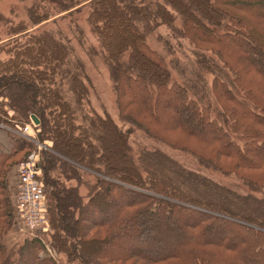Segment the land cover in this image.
I'll return each mask as SVG.
<instances>
[{
  "label": "trees",
  "instance_id": "16d2710c",
  "mask_svg": "<svg viewBox=\"0 0 264 264\" xmlns=\"http://www.w3.org/2000/svg\"><path fill=\"white\" fill-rule=\"evenodd\" d=\"M53 3L58 5L57 11L49 7L38 8L36 4L29 7L30 23L11 25L7 41L0 44V54L5 55L0 59V98L8 100L7 103L2 101L0 108L3 110V106L8 105L23 122H30L31 116L36 115L42 129L40 138L53 139L57 152L75 162H82L80 156L86 157L83 171H89L91 173L87 174L93 176L92 182L82 181L87 189V194L83 195L79 185L69 186L52 175L57 159L63 158H57L56 153L42 152V180L52 186L61 185L58 191H52L51 197L48 196L47 217L51 223L48 236L52 240L49 244L59 251L64 250L69 264H95L86 249L101 241L103 249L110 250L105 255L112 261L108 264L130 260L138 263L141 259L144 263L139 264L171 261L222 264L215 253L207 254L217 246L236 256L233 264L246 262L248 256L244 251L255 247L252 256L264 258V231L252 228L257 224L264 228V219L259 220L256 215L244 216L242 220L247 223L239 224L240 230L249 232V236L239 243H235L230 234L221 238L210 236L209 233L219 227L236 223L226 218L237 216L233 213L239 211L238 207L234 208L236 204L230 206L219 203L218 198L206 199L202 195L209 190L220 196L222 188L159 151H144L143 154L142 150L136 155L128 142L129 134L109 114L101 116L92 108L84 61L76 55L71 39L58 27L59 17L84 5L89 6L87 22L105 53L123 120L141 125L135 114L128 113L131 106L143 113L141 119L145 126L155 121L158 138L168 141L167 137L175 132L198 138L218 147L221 157L252 169L264 164V157L259 156L264 153V86L260 83L264 80V0H56ZM178 19L182 21L181 29L175 25ZM49 22L56 26L31 30ZM162 24L183 37L192 35L197 49L206 48L219 57L196 52L195 62L203 71L195 70L192 77L180 74V79L176 78L173 69L181 68L173 66L174 62L166 60L148 40V32ZM235 61L238 64H232ZM246 67L251 69L250 74L253 71L259 78L248 77V83H245L240 74H236L233 81L226 80L228 73L224 71H228L227 68L237 72ZM182 70L186 71V68ZM204 71L222 85L230 103L236 105L249 121L257 122L258 134L254 137L242 134L232 141L228 133L230 110L218 108L209 99L203 81L198 83ZM241 139H246V143L241 145ZM21 141V148L26 151L17 166L32 149L31 142L24 138ZM222 142L235 147V151L226 149ZM250 142L253 144L249 149ZM180 149L194 154L186 142ZM198 154L196 156L204 165L212 166L216 161L211 155ZM119 156L125 157V161L118 162ZM7 158L5 152H0V209L4 203L10 206L8 185H5ZM97 162L102 163L99 169L94 165ZM63 165L67 166L62 170L65 178L73 179L75 168L64 162ZM69 170L74 175L70 176ZM198 177L201 180L194 181ZM193 184L202 189L193 188ZM193 189L198 192L194 193ZM127 195L130 198L126 200L124 196ZM116 197L122 198L120 206ZM114 207L117 210L113 220L91 221L95 228H100L102 239L88 240L83 228L85 220L93 211L105 213ZM180 212H191L199 217L192 220L178 218ZM262 212L260 216L264 217V209ZM4 214L1 209L0 215ZM156 221H162L171 231L179 230L185 234L177 249L149 255L136 249L121 251L116 248V245L129 244L140 236L156 246L164 244V236L155 234L151 228ZM89 229L93 232V227ZM6 235L9 232L0 234V264H25L28 259L30 264H62L46 252L44 240L47 238L37 234L13 242ZM70 238L77 243L70 244ZM41 252L46 253L45 257H41Z\"/></svg>",
  "mask_w": 264,
  "mask_h": 264
},
{
  "label": "rangeland",
  "instance_id": "374dc122",
  "mask_svg": "<svg viewBox=\"0 0 264 264\" xmlns=\"http://www.w3.org/2000/svg\"><path fill=\"white\" fill-rule=\"evenodd\" d=\"M56 0H0V15L3 17V19L0 20V44L7 41V31L8 28L13 24H19L21 22L30 23L29 21V7L36 4L38 8L42 7H49L53 11H57L58 5L53 3ZM141 2L142 0H138ZM147 2H151L152 0H146ZM81 6V5H80ZM79 7V6H77ZM76 7V8H77ZM44 9V8H43ZM89 11V6L84 5L82 7H79L78 9L74 10L73 12L66 14L65 16H61L58 18V21L60 24H58V27H60L65 34L68 36V38L71 39L72 44L75 47V53L76 55L80 56L82 60L84 61L86 72L88 75V83H89V89H90V102L92 108L99 113L101 116H106L109 114L113 120L129 134L128 142L132 147V151L139 155L140 151L143 150V154L146 153L144 151H159L172 161L180 164L182 167L193 171L194 173L198 174L201 178H205L210 182V184L218 185L220 188H222V193L220 196H215L212 193H210L209 190H204V193L202 194L206 199L213 198L219 203L228 204L230 206L236 204L234 208H239L238 212H233L234 214H237V216H226L227 219L233 220L236 223H233V226H222L219 227V229H216L214 232L209 233L210 236L215 238H221L224 235L230 234L232 235V240L235 243H239L240 240L246 238L249 236V232H242L240 230L241 223H247L246 221L242 220L244 216L247 217H255L259 220H263L264 217L260 216L263 215L262 209H264V164H262L259 168H252L248 169L243 166H241L237 161H232L230 159L225 158V156L221 157L219 153V148L212 145L210 146L206 142H202V140L198 138H191L188 135L182 134V133H172L169 135L168 141H164L156 136L157 130L155 126V121H151L148 126H145L143 124V119H141V116L143 113H139L134 108L130 106L128 113L129 114H135L136 119L139 121V123L142 125H133L121 118V111L118 106V96L116 94V88L115 83L112 79L110 68L107 65L105 53L101 50L98 38L96 34L92 31L91 27L89 26L87 22V14ZM61 15V14H60ZM175 25L181 29L182 27V21L178 19L175 23ZM54 23L49 22L45 24H39L35 27H33L31 30H42V29H50L55 27ZM192 35L188 36H181L178 34L177 31L172 30L170 27H168L165 24L160 25L157 29L152 30L151 32H148V40L150 45L153 48H156L160 54H162L166 60L173 61V66L177 65V67L181 69H173L175 73V77L180 79L181 76H195V70L196 72H202V68L199 65L196 64L195 58L197 54L200 55L202 53H206L207 56H215L216 58L219 57L218 54L212 53L210 50H206V48L203 49H197L198 47L195 45L193 41H195ZM212 48L208 47L207 49ZM198 52V53H196ZM216 52V50H215ZM5 57L4 54H0V59ZM233 57V56H231ZM238 64L237 61L232 62V64ZM221 66L224 68L225 64H223L222 60L220 61ZM245 64V62H244ZM236 67V66H235ZM182 68H186V71L182 70ZM238 68V67H237ZM227 70L224 71V73H228L226 80L233 81L236 74H240L241 80H244L245 83L246 80L249 78H252L253 76H256L249 67L242 68V70H238L237 72L231 70L230 68H227ZM249 69V71H248ZM206 71V70H205ZM203 72V74L200 75L201 78L198 79V83L200 81H203V85L206 86V89L209 91V99L218 107L222 108L227 111V109L230 110L229 114V129L228 133L232 137V141H235V138H239L242 134H249L253 137L258 134V126L255 124L257 122L255 121H249L245 114L242 113L241 110L238 109L236 105L229 102V99L225 96L223 93L222 85L215 82L214 78L210 76L208 73ZM244 74L249 75L247 77L244 76ZM248 83V82H247ZM261 85L264 86V80H261ZM2 101L5 103L8 102V100L5 98H0V107L2 106ZM136 107V106H134ZM138 108V107H136ZM139 109V108H138ZM228 112V111H227ZM0 117L3 118V120H0V152H5L9 158L5 159L6 163V182L5 185H8L6 187V191L9 194V201L8 203L10 206H7V204L4 203L2 206V212L5 214L0 215V234L9 232V235H6V237L9 236L10 239L14 242H17L18 240L24 239L26 237H32L33 235H41L45 239L46 245V252L54 257L59 263L62 264H69L67 261V256L64 253V250L60 249V251L57 248L52 247V245L49 244L51 238L48 236L51 230V223L49 221L50 229L46 232H38V233H31L29 230L25 229L17 215V210L15 206V189L18 181V174H17V161L24 156L25 149L23 150L21 148V138L24 140H28L32 144L31 152L34 150H37L39 146L43 145V150L50 152L51 154H55L57 158H63L62 160L57 159L56 162V170L52 172V175L61 180L62 183H66L69 186L72 185H79L80 186V193L83 195L87 194V189L84 185H82V181L86 180L87 183L92 182L93 176L91 174H87L89 171H83V168H85L86 161L84 158L81 157L80 161L78 162L75 160H71L67 157H63L64 155L57 152V145L55 141L51 138H45L41 139L42 129L40 127V124L38 127H34L33 131H31L30 134L24 133V130L21 129L24 125L30 123V122H23L21 119L19 120L17 117L16 112L11 109L8 105L3 106V110L0 108ZM248 121H246V120ZM32 120V119H31ZM33 121V120H32ZM34 122V121H33ZM257 127H256V126ZM146 127H149L147 129ZM149 130V131H147ZM236 131V132H235ZM233 135V136H232ZM187 143L191 149H193V153H189L187 151H184L180 149V146L183 143ZM226 149L235 151V147L227 145L226 142H222ZM246 143V139H241V145ZM253 142H250L248 145V148L250 149ZM199 148V151H196L194 149ZM21 150V151H20ZM30 152V153H31ZM41 152V157H42ZM198 153H203L206 157H209L211 155L212 159H215L216 161H213L212 166L204 165L200 163L199 158L196 155H199ZM78 156V154H77ZM260 157H264V153L259 155ZM77 159V157L75 158ZM125 161V157L122 158L119 156L118 162ZM66 165H69L70 167H74L76 174L74 175V172L71 173L67 172L70 176L74 175L73 179H67L65 178V175L62 173V170L67 167L63 165V162ZM100 164L102 163H94L95 167L99 169ZM221 167V168H219ZM70 169V168H69ZM72 171H74L72 169ZM91 173V172H89ZM169 174H167L168 176ZM160 176V175H159ZM79 177V180H77ZM162 177V176H160ZM195 178L194 181H200L201 178ZM108 178V177H103ZM177 180L178 178L175 177ZM45 183V181H44ZM47 188V209H48V196H52V191L55 189L58 191V189L61 188V185L59 183L54 184L53 186L50 183H45ZM82 185V186H81ZM193 188L202 189L199 185H192ZM212 186V185H211ZM54 187V188H53ZM201 187V188H199ZM190 189V188H188ZM184 190V189H183ZM186 190V189H185ZM194 193L198 192L197 190L193 189ZM261 190V191H257ZM50 192V193H49ZM6 194V193H5ZM207 195V196H205ZM245 195V196H244ZM248 198L244 199L243 198ZM86 197V196H85ZM130 196H124V199H129ZM220 198V200H219ZM1 199V198H0ZM250 199V200H249ZM86 200V199H85ZM116 202L120 206L122 198L119 199L116 197ZM5 201V200H4ZM117 206V205H115ZM118 207V206H117ZM117 207H114V210L110 212H92L89 215V218L85 220L84 223V232L86 236L88 237V240H92L94 237H99L102 239L101 230L100 228H95L93 226L91 221L94 220H100L102 219H111L113 220V215L117 210ZM94 208V207H93ZM0 209V211H1ZM9 212L12 213L11 216L9 215ZM8 213V215H6ZM178 218L192 220L195 218H198L199 216L196 214H193L191 212L187 213H179ZM202 215V214H201ZM242 216V217H239ZM238 224V225H237ZM164 223L162 221H156L151 224L152 230L155 232V234H161L164 236V244L160 246H156V243H148L145 238L141 236L136 239L135 241L132 239L129 244H122L116 248L120 249L121 251H125L128 249H136L144 252L145 254H157L163 251H171L177 249V244H182L184 240L185 234L183 232H180L179 230H169L165 226H163ZM93 227V232H91L89 228ZM81 228V227H80ZM253 229H258L260 231H264L263 226H260L257 224V226L252 227ZM100 230V231H99ZM103 230V229H102ZM230 231V232H229ZM150 234V233H149ZM30 235V236H29ZM47 235V236H46ZM151 237V234H150ZM186 240V239H185ZM52 242V240H51ZM70 244L77 242L74 240V238H70L69 241ZM99 243V242H98ZM93 243L89 247H87L86 252L91 255L89 256L92 261L96 263H102V264H108L112 261H108V258L106 255V251L109 248L103 249L104 246L102 245V241L100 244ZM212 251L207 252V254H216L219 258L222 264H233L234 257L232 256V252H228L225 249H219V247H212ZM256 250L257 247L247 249L244 251V255H247L246 262L242 264H264V258L263 256H252L253 250ZM113 250V249H112ZM41 257H45L46 253L41 252ZM105 256V257H104ZM109 256V255H108ZM205 258V256H204ZM139 262L135 260L130 261H123L119 263H112V264H139L144 263V261L138 260ZM199 262V260H198ZM30 264V259H28L27 263ZM160 264H177L174 261L166 262V263H160Z\"/></svg>",
  "mask_w": 264,
  "mask_h": 264
},
{
  "label": "built area",
  "instance_id": "2783aa9c",
  "mask_svg": "<svg viewBox=\"0 0 264 264\" xmlns=\"http://www.w3.org/2000/svg\"><path fill=\"white\" fill-rule=\"evenodd\" d=\"M38 127L32 120L21 127L30 134ZM43 145L29 153L17 166L18 181L15 189V206L21 225L31 233L46 232L50 229L47 217V188L42 180L40 165Z\"/></svg>",
  "mask_w": 264,
  "mask_h": 264
},
{
  "label": "water",
  "instance_id": "95a60500",
  "mask_svg": "<svg viewBox=\"0 0 264 264\" xmlns=\"http://www.w3.org/2000/svg\"><path fill=\"white\" fill-rule=\"evenodd\" d=\"M31 119L34 121L35 124H37V125L40 124V120L38 119V117L36 115H32Z\"/></svg>",
  "mask_w": 264,
  "mask_h": 264
}]
</instances>
